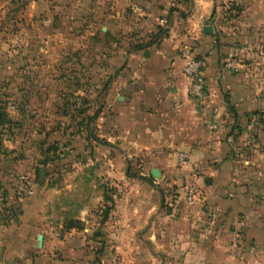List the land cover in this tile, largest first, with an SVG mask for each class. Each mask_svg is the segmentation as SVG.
Listing matches in <instances>:
<instances>
[{
	"label": "crops",
	"instance_id": "1",
	"mask_svg": "<svg viewBox=\"0 0 264 264\" xmlns=\"http://www.w3.org/2000/svg\"><path fill=\"white\" fill-rule=\"evenodd\" d=\"M22 3L31 15L61 9L52 0H0V26ZM228 4L238 13L230 25L220 19ZM157 38L126 53L108 87L107 116L98 117L108 143L94 148V176L123 192L97 230L91 217L103 193L73 217L83 228L67 227L62 212L60 264H88L93 255H70L83 252L93 231L101 264H264V64L245 50L264 45V0H194ZM186 51L205 60L203 99L189 93ZM191 183L201 192L193 205L185 200ZM19 199V231L51 223L35 210L37 197ZM47 231V245H57L58 232Z\"/></svg>",
	"mask_w": 264,
	"mask_h": 264
},
{
	"label": "rangeland",
	"instance_id": "2",
	"mask_svg": "<svg viewBox=\"0 0 264 264\" xmlns=\"http://www.w3.org/2000/svg\"><path fill=\"white\" fill-rule=\"evenodd\" d=\"M52 1L61 9L31 15L22 3L0 26V104L9 117L0 124V264H60L62 212L67 227L83 228L73 217L100 193L104 199L92 211L97 216L92 225L97 230L106 222L105 210L123 192L92 169L94 148L108 143L107 130L98 127V117L108 113V87L127 52L167 33L194 5V0ZM237 15L228 4L220 19L230 25ZM245 50L263 56L264 64V45ZM19 197H37L35 210L48 212L51 223L19 231L24 213ZM48 226L58 232L57 245H47ZM94 232L83 252H71L70 258L93 255L88 264H101Z\"/></svg>",
	"mask_w": 264,
	"mask_h": 264
},
{
	"label": "built area",
	"instance_id": "3",
	"mask_svg": "<svg viewBox=\"0 0 264 264\" xmlns=\"http://www.w3.org/2000/svg\"><path fill=\"white\" fill-rule=\"evenodd\" d=\"M181 58L183 60L182 71L185 76L190 79V95L197 99L205 98L208 87L205 75V60L202 57L193 55L188 51L182 52ZM216 127L217 125L214 124L213 128ZM184 159L185 155L180 154L179 160L183 161ZM200 194L201 192L199 187L194 183L187 185L185 188V200L189 205L195 204Z\"/></svg>",
	"mask_w": 264,
	"mask_h": 264
},
{
	"label": "trees",
	"instance_id": "4",
	"mask_svg": "<svg viewBox=\"0 0 264 264\" xmlns=\"http://www.w3.org/2000/svg\"><path fill=\"white\" fill-rule=\"evenodd\" d=\"M144 45H141V46H138V47H143ZM0 103H1V100H0ZM264 114V113H263ZM9 121V117L7 115V112L4 110V108L1 106L0 104V124H3L5 122H8ZM93 134L91 133L90 136H92ZM112 207H108L105 212H104V219H106L109 214H110V211H111ZM102 251V250H97V257H96V260L99 261V256H98V253Z\"/></svg>",
	"mask_w": 264,
	"mask_h": 264
},
{
	"label": "water",
	"instance_id": "5",
	"mask_svg": "<svg viewBox=\"0 0 264 264\" xmlns=\"http://www.w3.org/2000/svg\"><path fill=\"white\" fill-rule=\"evenodd\" d=\"M204 31L205 32H212V26H210V25H207V26H205L204 27ZM158 39V38H157ZM42 172H43V170H42ZM152 173H153V175L154 176H156V177H159V175H160V172H159V170L158 169H154L153 171H152ZM40 237H42L41 235H40Z\"/></svg>",
	"mask_w": 264,
	"mask_h": 264
}]
</instances>
